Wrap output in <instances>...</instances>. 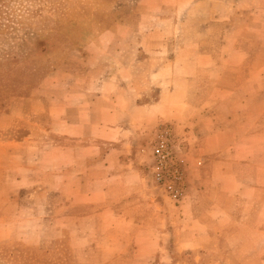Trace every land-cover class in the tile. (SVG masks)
Listing matches in <instances>:
<instances>
[{
	"label": "crops",
	"instance_id": "obj_1",
	"mask_svg": "<svg viewBox=\"0 0 264 264\" xmlns=\"http://www.w3.org/2000/svg\"><path fill=\"white\" fill-rule=\"evenodd\" d=\"M143 2L160 26L98 32L0 114V131L34 120L0 142V227L52 264H264V0ZM164 124L187 161L178 204L136 157Z\"/></svg>",
	"mask_w": 264,
	"mask_h": 264
},
{
	"label": "rangeland",
	"instance_id": "obj_2",
	"mask_svg": "<svg viewBox=\"0 0 264 264\" xmlns=\"http://www.w3.org/2000/svg\"><path fill=\"white\" fill-rule=\"evenodd\" d=\"M151 5L143 0H0V114L12 110L18 97L38 93L41 83L58 70L60 72L72 55L79 57L98 32L118 27L120 32L116 42L126 45L127 26L132 29L137 26L141 33L160 26L157 13L144 15V10L149 11ZM231 7L232 4L227 3V8ZM112 41L113 37L109 36L105 44L110 45ZM33 122L19 121L0 131V142L27 137ZM160 126L146 132L145 140L136 148L137 161L144 174L142 187L152 193L154 188L148 170L150 146ZM32 135L46 144L61 141L47 132H33ZM27 228L28 233L31 232V227ZM16 235L15 228L0 227V264L53 263L40 259L34 261L33 256L39 251L17 242Z\"/></svg>",
	"mask_w": 264,
	"mask_h": 264
},
{
	"label": "built area",
	"instance_id": "obj_3",
	"mask_svg": "<svg viewBox=\"0 0 264 264\" xmlns=\"http://www.w3.org/2000/svg\"><path fill=\"white\" fill-rule=\"evenodd\" d=\"M150 147L152 187L162 199L178 204L188 187L187 161L174 129L169 125L158 127Z\"/></svg>",
	"mask_w": 264,
	"mask_h": 264
}]
</instances>
